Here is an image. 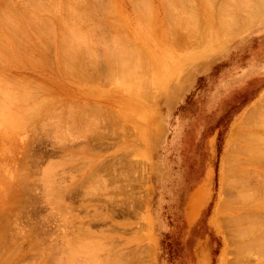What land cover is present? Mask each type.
<instances>
[{"label": "rangeland", "instance_id": "rangeland-1", "mask_svg": "<svg viewBox=\"0 0 264 264\" xmlns=\"http://www.w3.org/2000/svg\"><path fill=\"white\" fill-rule=\"evenodd\" d=\"M132 1L0 0V264L264 263V249L260 248L264 240L256 235L263 236L262 230L257 232L264 230V166L258 167L256 154L248 153L257 162L254 167V160L242 156L239 147L247 148L243 135L249 137L254 132L262 145L263 152L258 153L264 158V124H260L264 119V0H248L263 9L257 15L252 12L254 16L247 14L249 5L235 8V0H209L208 4L206 0H181L187 8L181 9L184 13H180L177 0L173 4V0ZM166 3L169 6L165 7ZM226 6L237 9L227 11L236 18L233 21L225 23L227 15L220 20L227 32L220 29L218 16ZM183 15L190 19L185 24L180 21H185ZM191 26L193 30H189ZM115 54L112 57L119 63L110 59ZM30 90L31 97L26 93ZM18 97L26 101L21 103ZM35 105H40V110L34 113L31 108ZM27 107H31L28 113ZM89 132L104 135L97 143L102 148L82 146L85 138L92 136ZM228 152L229 158L247 159L245 162L253 165L251 168L242 161L246 170L233 163L245 169L240 172L251 171L253 176L244 173L250 184L237 189L249 194L244 198L248 201L237 199V192L231 194L229 185L222 182ZM260 155L256 157L260 159ZM255 169L260 178L253 174ZM48 170H52L50 177L56 178L50 183L54 189L64 182L66 186L61 188L73 189V193L64 197L54 194V199L48 188ZM18 173L23 178L17 182ZM44 192L53 198L44 199ZM250 194L258 198L250 199ZM57 200L62 208L56 210ZM252 206L257 208L255 215L248 214L240 227L250 232L251 240H260H252V248L250 243L246 245L248 251L261 245L251 253L242 247L245 253H241L239 242L246 237H238L234 232L238 229L230 221L236 218V208L250 212ZM254 216L263 223L256 224ZM258 224L263 228H257ZM81 227L90 231L83 232ZM62 245L66 248L61 251Z\"/></svg>", "mask_w": 264, "mask_h": 264}, {"label": "bare ground", "instance_id": "bare-ground-1", "mask_svg": "<svg viewBox=\"0 0 264 264\" xmlns=\"http://www.w3.org/2000/svg\"><path fill=\"white\" fill-rule=\"evenodd\" d=\"M41 1H43V0H40V2H41ZM44 1H45V0H44ZM46 1H47V0H46ZM60 1H62V0H60ZM76 1H77V0H76ZM93 1H94V0H93ZM131 1H132V0H131ZM134 1H135V0H134ZM139 1H141V2L144 3L145 0H144V1L139 0ZM180 1H181V0H177V1L175 2V1L173 0V1L171 2V4H173L174 2H175V3L178 2V5L181 6L180 9H179V6H178L179 11H180L181 9H183V10L185 9V10H186L187 8H186L185 6L183 7V5H182V2H183V1L185 2V0H183L181 3H179ZM202 1H205V0H202ZM235 1H236V0H235ZM235 1H234V4L232 3L233 6H234L235 8H236V7H237V8H238V7H241V5H242V7L245 9V6H244V5H249V6L247 7V11H248L247 14H248L249 12H251V15H252L253 13H255V15H257L258 13L256 14V12H260V10H262V12H263V9H262V8H261V9H257V8H256L257 5H254V6H253V3H249L248 0H247V1H244V0H241V1H240V0H239V2L237 1L240 5H237V3L235 4ZM40 2H39V3H40ZM69 2H70V1H69ZM85 2H86V1H85ZM132 2H133V1H132ZM136 2H137V1H136ZM136 2H135V3H136ZM162 2H163V0H162ZM166 2H167V1H166ZM208 2H210V1H209V0H206L205 4H208ZM242 2H244V4H243ZM245 2H246V3H245ZM251 2H252V0H251ZM259 2H260V1H259ZM51 3H52V2H51ZM56 3H57V0H56ZM63 3H64V1H63ZM169 3H170V1H169ZM241 3H242V4H241ZM32 4H33V2H32ZM35 4H36V3H35ZM35 4H34V5H35ZM40 4H41V3H40ZM45 4H46V3H45ZM58 4H59V3H58ZM89 4H90V3H89ZM89 4H88V5H89ZM136 4L139 5V3H136ZM144 4H145V3H144ZM144 4H143V5H144ZM184 4H185V3H184ZM209 4H211V3H209ZM97 5L100 6L99 4H96V6H97ZM103 5H104V4H103ZM103 5H102V6H103ZM132 5H133V4H132ZM161 5H162V4H161ZM165 5H166L165 7H167L168 3H166ZM229 5H230V4H229ZM229 5H228V6H229ZM236 5H237V6H236ZM37 6H38V5H37ZM102 6H101V7H102ZM108 6H109V5H108ZM108 6H106V7H108ZM145 6H146V5H145ZM168 6H169V5H168ZM39 7H40V6H39ZM47 7H48V5H47ZM55 7H56V6H55ZM60 7H62V6H59V8H60ZM140 7H142V5H141ZM171 7H173V5H171ZM182 7H183V8H182ZM205 7H206V6H205ZM210 7H211V6H210ZM234 7H230V8H232L233 10H237V9H234ZM242 7H241V8H242ZM52 8H53V7H52ZM99 8H100V7H99ZM174 8H175V7H174ZM176 8H177V7H176ZM176 8H175V9H176ZM207 8H208V6H207ZM230 8L226 6V7H223V9H220V12H219V13L217 12V13H218V16L220 17V18H219V24H220V26H223V27H220V29H221V28H222V29L224 28L223 31H225V32H227L228 29L226 28L227 26H224V22H225V23H227V21H228V22H231V21H233L232 18H234V17H231V15H229L230 13L227 14V11H229ZM248 8H249V10H248ZM45 9H46V8H45ZM48 9H49V8H48ZM62 9H63V8H62ZM108 9H109V8L106 9L107 12H109ZM136 9H137V8H136ZM138 9H139V8H138ZM144 9H145V7H144ZM149 9H150V8H149ZM168 9H169V7H168ZM60 10H61V9H60ZM82 10H84V9L82 8ZM85 10H86V9H85ZM106 10H105V11H106ZM110 10H111V9H110ZM140 10H142V9H140ZM165 10H166V9H165ZM171 10H172V9H171ZM183 10H181L182 12L180 11V13H184ZM191 10H192V9H191ZM209 10H210V8H209ZM35 11H36V9H35ZM99 11H100V10H99ZM102 11H103V10H102ZM137 11H138V10H137ZM177 11H178V10H177ZM179 11H178V12H179ZM188 11H189V9H188ZM254 11H255V12H254ZM45 12H46V11H45ZM81 12H82V11H81ZM85 12H86V11H85ZM107 12H106V13H107ZM138 12H139V11H138ZM171 12H173V10H172ZM191 12H192V11H191ZM195 12H196V11H195ZM244 12L246 13V10H244ZM252 12H253V13H252ZM39 13H40V12H39ZM46 13H47V12H46ZM50 13H51V12H50ZM52 13H53V11H52ZM71 13H72V12H71ZM79 13H80V12H79ZM79 13H78V14H79ZM95 13H97V12L95 11ZM139 13H140V12H139ZM164 13H165V12H164ZM166 13H168V12H166ZM166 13H165V14H166ZM175 13H176V12H175ZM175 13H174V14H175ZM220 13H221V14H220ZM236 13H239V12H236ZM240 13H241V12H240ZM240 13H239V14H240ZM66 14H67V13H66ZM100 14H101V12H100ZM170 14H171V13H170ZM176 14H177V13H176ZM178 14H179V13H178ZM190 14H191V13H190ZM52 15H53V14H52ZM70 15H73V14H70ZM75 15H76V14H75ZM142 15H143V14H142ZM145 15H146V14H145ZM179 15H181V14H179ZM179 15H178V16H179ZM186 15H187V11H186ZM191 15H192V14H191ZM191 15H190V17H191ZM226 15L228 16L227 18L225 17ZM242 15H243V14H242ZM32 16H33V15H31V17H32ZM50 16H51V15H50ZM76 16H77V15H76ZM104 16H105V15H104ZM108 16H109V15H108ZM137 16H138V15H137ZM165 16H167V15H165ZM176 16H177V15H176ZM222 16H224L227 20H225V18L222 17ZM229 16H230L231 18H230ZM244 16H246V15H244ZM253 16H254V14H253ZM22 17H23V16H22ZM22 17H21V18H22ZM77 17H78V16H77ZM77 17H76V19H77ZM88 17H89V16H88ZM143 17H144V16H143ZM168 17H170V16H168ZM179 17H180V16H179ZM179 17H178V18H179ZM181 17H182V16H181ZM193 17H195V16H193ZM248 17H249V15H248ZM257 17H258V16H257ZM35 18H36V17H35ZM53 18H54V17H53ZM72 18H74V17H72ZM95 18H96V17H94V19H95ZM183 18H185L184 15H183L182 19H183ZM186 18H187V19H186ZM186 18H185V21H184V19H183V20H180V18H179V20H180V21H183L184 24H185L187 20H190V19H188V17H186ZM222 18H224V19H223L224 22H220V20L222 21ZM237 18H238V17H237ZM250 18H251V16H250ZM38 19H39V18H38ZM47 19H48V18H47ZM47 19H46V20H47ZM80 19H81V17H80ZM82 19H83V18H82ZM85 19H86V18H85ZM146 19H147V18H145V20H146ZM150 19H151V18H150ZM166 19H167V18H166ZM168 19H169V18H168ZM170 19H172V18H170ZM191 19H192V18H191ZM229 19H231V20H229ZM234 19H236V18H234ZM32 20H33V17H32ZM35 20H36V19H35ZM62 20H63V19H62ZM66 20H68V19L66 18ZM69 20H70V19H69ZM244 20H245V19H244ZM248 20H249V18H248ZM41 21H42V20H41ZM49 21H50V20H49ZM74 21H75V20H74ZM81 21H82V20H81ZM83 21H84V20H83ZM83 21H82V24H83ZM148 21H149V20H148ZM27 22H28V21H27ZM64 22H65V21H64ZM90 22H91V21H90ZM146 22H147V21H146ZM173 22H174V21H173ZM175 22H176V20H175ZM175 22H174V24H175ZM39 23H40V22H39ZM42 23H43V22H42ZM50 23H51V22H50ZM61 23H63V22H61ZM98 23H99V22H98ZM144 23H145V21H144ZM181 23H182V22H181ZM221 23H223V24H221ZM232 23H233V22H232ZM232 23H231V24H232ZM242 23H243V22H242ZM7 24H9V23H7ZM65 24H67V23H65ZM68 24H69V23H68ZM75 24H77V23H75ZM171 24H172V23H171ZM187 24H188V23H187ZM187 24H186V28L189 27ZM229 24H230V23H229ZM231 24H230V25H231ZM233 24H234V23H233ZM235 24H236V23H235ZM235 24H234V26H235ZM243 24H244V23H243ZM147 25L149 26V23H148ZM175 25H176V24H175ZM177 25H178V24H177ZM191 25H192V23H191ZM195 25H196V24H195ZM195 25H193L194 28H195ZM236 25H237V24H236ZM14 26H15V25H14ZM44 26H45V25H44ZM73 26H74V25H73ZM178 26H179V25H178ZM178 26H177V27H178ZM234 26H233V27H234ZM41 27H42V24H41ZM45 27H46V26H45ZM51 27H52V26H51ZM74 27H75V26H74ZM74 27H73V28H74ZM77 27H78V26H77ZM77 27H76V28H77ZM172 27H174V25H173ZM180 27H181V28H180ZM180 27H178V28H180V30H181L183 26H180ZM7 28H8V27H7ZM12 28H13V27H12ZM62 28H63V26H62ZM65 28H66V27H65ZM71 28H72V27H71ZM78 28H80V27H78ZM78 28H77V29H78ZM87 28H88V27H87ZM229 28H230V27H229ZM58 29H59V28H58ZM63 29H64V28H63ZM74 29H75V28H74ZM111 29H112V28H111ZM225 29H226L227 31H226ZM5 30H6V29H5ZM40 30H41V29H40ZM68 30H69V29H68ZM70 30H71V29H70ZM78 30H79V29H78ZM146 30H147V29H146ZM185 30H186V29L184 28V32L188 31V30H186V31H185ZM189 30H193V29H192V26H191V28H190ZM46 31H47V30H46ZM46 31H45V32H46ZM58 31H60V30H58ZM64 31H65V30H64ZM182 31H183V30H182ZM29 32H30V31H29ZM165 32H166V31H165ZM60 33H63V32L60 31ZM88 33H89V32H88ZM232 33H233V31H232ZM65 34H66V33H65ZM91 34H92V33H91ZM7 35H8V34H7ZM9 35H10V34H9ZM33 35H34V34H33ZM189 35H190V34H189ZM13 36H15V35L13 34ZM63 36H64V35H63ZM102 36H103V35H102ZM7 37H8V36H7ZM65 37H66V36H65ZM166 37H167V35H166ZM20 38H21V37H20ZM61 38H62V37H61ZM74 38H75V37H74ZM109 38H110V37H109ZM111 38H112V37H111ZM18 39H19V38H18ZM24 39H25V37H24ZM63 39H64V38H63ZM69 39H70V38H69ZM94 39H95V38H94ZM99 39H100V38H99ZM101 39H103V38H101ZM70 40H71V39H70ZM75 41H76V40H75ZM99 41H101V40H99ZM18 42H19V41H18ZM65 42H67V41H65ZM71 42H72V41H71ZM95 42H96V41H95ZM67 43H68V42H67ZM77 43H78V42H77ZM92 43H93V42H92ZM96 43H97V42H96ZM63 44H64V43H63ZM78 44H79V43H78ZM113 44H114V43H113ZM171 44H172V43H171ZM76 45H77V44H76ZM76 45H75V46H76ZM60 46H61V45H60ZM69 46H70V44H69ZM41 47H42V46H41ZM71 47H72V46H71ZM77 47H78V46H77ZM90 47H91V46H90ZM127 47H128V45H127ZM59 48H61V47H59ZM66 48H67V47H66ZM68 48H69V47H68ZM68 48H67V49H68ZM75 48H76V47H75ZM75 48H73V49H75ZM73 49H72V50H73ZM90 49H91V48H90ZM133 49H134V47H133ZM81 50L84 51V49H81ZM87 50H88V49H87ZM64 51H65V50H64ZM66 51H67V50H66ZM132 51H133V50H132ZM17 52H18V51H17ZM133 52H134V51H133ZM136 52H138V51H136ZM95 53H96V52H95ZM107 53H108V52H107ZM110 53H111V52H110ZM121 53H122V52H121ZM134 53H135V52H134ZM64 54H65V53H64ZM75 54H76V53H74V57H75ZM79 54H80V53H79ZM85 54H86V53H85ZM116 54H117V53H116ZM116 54H115V55H111V58H110V59L114 60L112 56H116ZM118 54L121 55L120 53H118ZM82 55H83V54H82ZM124 55H125V54H124ZM124 55H123L122 57L126 58V56H124ZM126 55H127V54H126ZM80 56H81V55H80ZM94 56H95V55H94ZM108 56H109V54H108ZM127 56H128V55H127ZM143 56H144V55H142V58H143ZM70 57H71V56H70ZM144 57H145V56H144ZM81 58H82V57H81ZM87 58H88V57H87ZM116 58H117V57H116ZM119 58H120V57H119ZM60 59H61V58H60ZM88 59H89V58H88ZM106 59H107V58H106ZM122 59H123V58H122ZM145 59H146V58H145ZM103 60H104V59H103ZM115 60H116V62L119 61V60L117 61V59H115ZM115 60H114V61H115ZM124 60L126 61V59H124ZM124 60H121V61H124ZM71 61H72V60H71ZM107 61H108V60H107ZM127 61H128V60H127ZM127 61H126V62H127ZM64 62H65V61H64ZM74 62H75V61H74ZM93 62H94V61H93ZM108 62H109V61H108ZM110 62H111V61H110ZM116 62H115V63H116ZM146 62H147V61H146ZM102 63H103V62H102ZM111 63H113V62H111ZM111 63H110V64H111ZM118 63H119V62H118ZM103 64H104V63H103ZM110 64H109V65H110ZM113 64H114V63H113ZM116 64H117V63H116ZM126 64H127V63H125V66H126ZM105 65H106V64H105ZM111 65H112V64H111ZM121 66H122V65H121ZM123 66H124V65H123ZM88 67H89V66H88ZM116 67H117V66H116ZM79 68H80V67H79ZM120 68H121V67H120ZM120 68H119V69H120ZM122 68H123V67H122ZM141 68H142V67H141ZM143 68H145V67H143ZM65 70H66V69H65ZM120 70H121V69H120ZM124 70H125V69H124ZM124 70H123V71H124ZM132 70H133V69H132ZM117 71H118V70H117ZM2 72H3V71H2ZM125 72H126V71H125ZM102 75H103V74H102ZM112 75H113V74H112ZM120 75H121L120 77L123 76L122 74H120ZM116 76H117V75H116ZM105 77H106V75H105ZM132 78H133V77H132ZM134 78H135V77H134ZM140 78H141V77H140ZM128 79H129V78H127V80H128ZM137 79H138V78H137ZM18 80H19V79H18ZM139 80H140V79H138V81H139ZM142 80H143V79H142ZM136 81H137V80H136ZM144 81H145V80H144ZM2 82H3V81H2ZM3 84H5V83H3ZM127 84H128V82H127ZM20 86H21V85H20ZM136 86H137V85H136ZM137 88H138V87H137ZM139 88H142V87L139 86ZM7 89H8V87H7ZM7 89H6V91H7ZM25 89H26V88H25ZM25 89H24V90H25ZM2 90H3V89H2ZM4 90H5V89H4ZM4 90H3V91H4ZM9 90H10V89H9ZM27 90H29V89L27 88ZM140 90H141V89H140ZM25 91H26V90H25ZM34 91H35V90H34ZM34 91H33V92H34ZM134 91H135V90H134ZM0 92H1V89H0ZM4 92H5V91H4ZM11 92H12V91H11ZM28 92L30 93L31 90H30V91H27L26 93H28ZM18 93H19V92H18ZM29 93H28L27 95H30ZM0 94H2V92H1ZM21 94H22V93H20V95H21ZM32 94H33V93H32ZM25 95H26V94H25ZM25 95H24V93H23L22 96L24 97ZM27 95H26V96H27ZM26 96H25V97H26ZM33 96H34V94H33ZM28 97H29V96H28ZM30 97H31V95H30ZM30 97H29V98H30ZM34 97H35V96H34ZM34 97H32V99H33ZM9 98H11V96H10ZM18 98H19V97H18ZM18 98H17V101H18V100L20 101V99H21V103H23L24 101H26L25 98H23V102H22V97L19 98V99H18ZM30 99H31V98H30ZM9 100H10V99H9ZM27 101H28V98H27ZM37 102H38V101H37ZM37 102H35V104H36ZM25 103H26V102H25ZM38 103H40V102H38ZM38 103H37V104H38ZM58 105H59V104H58ZM37 106L40 107V105H37ZM37 106H36V105L34 106L35 109H33L34 107H33V108L29 107V110H28V107L25 108V109L27 110V113H28L31 109H32L31 111H33V112L35 113L36 111H34V110H36V109H37V110H40ZM42 106H43V105H42ZM30 108H31V109H30ZM67 108H69V107H67ZM100 108H101V107H100ZM76 109H78V108H76ZM89 109L92 110L93 108H88V111H89ZM94 109L96 110V108H94ZM94 109L92 110V112L94 111ZM58 110H60V109H58ZM70 110H71V109H70ZM255 110H256V109H255ZM257 110H258V109H257ZM259 110L261 111L262 109L259 108ZM66 111H69V110L67 109ZM97 111H98V109H97L96 111H94V112H97ZM69 112H70V111H69ZM31 113H32V112H30L29 115H32ZM45 113H46V112H45ZM50 113H51V112H50ZM48 114H49V113H48ZM48 114H47V116H48ZM29 115L27 114V117H30L29 119L31 120L33 117H31V116H29ZM49 115H50V114H49ZM51 115H52V114H51ZM68 115H70V114L68 113ZM259 115H260V114H259ZM32 116H33V115H32ZM34 116H39V115H34ZM59 116L61 117L60 114H59ZM73 116H74V115H73ZM91 116H92V115H91ZM260 116H261V115H260ZM263 116H264V115H263ZM48 117H49V116H48ZM71 117H72V116H71ZM81 117H82V116H81ZM49 118H50V117H49ZM77 118H78V117H77ZM261 118H262V117H261ZM52 119H53V121H54V117H53V116L50 118V121H51ZM68 119H69V118H68ZM70 119H72V118H70ZM248 119H249V118H248ZM252 119H253V118H252ZM257 119H259V118H257ZM45 120H46V119H45ZM45 120H44V121H45ZM47 120H48V119H47ZM59 120H60V119H59ZM97 120H98V119H97ZM263 120H264V119H263ZM263 120L260 119V121H262V122H260V124H264V121H263ZM48 121H49V120H48ZM60 121L62 122V120H60ZM95 121H96V120H95ZM41 122H43V121H41ZM56 122H57V120H55V123H56ZM65 122H66V121H65ZM248 122H249V121H248ZM250 122H251V121H250ZM250 122H249V123H250ZM51 123H52V122H51ZM22 124H24V123H22ZM22 124H20V125L18 124V125H19V128H20V126H21V127L23 126ZM91 124H92V123H91ZM252 124H253V123H252ZM92 125H93V124H92ZM258 125H259V123H258ZM10 126H11V125H10ZM50 126L52 127V125H49V127H48L49 129H50ZM81 126H82V125H81ZM88 126H89V124H88ZM94 126H95V125H94ZM261 126H262V125H261ZM17 127H18V126H17ZM71 127H72V126H71ZM14 128H15V127H14ZM19 128H18V129H19ZM235 128H237V127H235ZM52 129H54V128L52 127L51 130H52ZM55 129H56V128H55ZM90 129H92V128H90ZM93 129H94V128H93ZM101 129H102V128H101ZM252 129H253V128H252ZM255 129H256V128H255ZM21 130H22V129H21ZM21 130H20V131H21ZM87 130H89V128H87ZM87 130H85L86 132L83 131V133L85 132V133L87 134ZM95 130H96V129H95ZM113 130H114V129H113ZM245 130H246V129H245ZM253 130H254V129H253ZM257 130H258V129H257ZM52 131H53V130H52ZM81 131H82V130H81ZM93 131H94V130H93ZM261 131H262V130H261ZM77 132H78V131H77ZM98 132H99V131H98ZM104 132H105V131H104ZM236 132H237V131L235 130V134H236L235 137L238 136V133H236ZM248 132H249V130H248ZM256 132H257V131H256ZM55 133H56V130H55ZM66 133H67V132H66ZM80 133H81V132H80ZM83 133H82V134H83ZM89 133H90V132H89ZM89 133H88V134H89ZM94 133H95V131H94ZM111 133H112V132H111ZM124 133H125V132H124ZM233 133H234V130H233V132H232V135H233ZM243 133H244V130H243ZM63 134H64V133H63ZM90 134L92 135V136H90V138L87 137L88 135H84V136L87 137V138L84 137L86 141L84 142L85 145H82V146H83L84 148H86V149H90V150H91V149H94L95 147H98V145L100 144L99 141L104 140V139H103V138H104V135H103V134H100V135H99V133L93 135L92 132H91ZM90 134H89V135H90ZM114 134H115V133H114ZM244 134H245V135H243V137L245 136L244 138L246 139V141H245V139H242V141H243V140L245 141V143H244V141H243L242 143H244V145H245L246 147H247V146H248V147H247V148H243V147L241 148L242 145L239 146L240 149H242V150H240V153L242 154V156L245 155V157L248 158V157H250V155H248V153H252V154L254 153V154H256L257 156H259L260 153H258V152H259V151L263 152L262 149L260 148V146H262V145H261V144L259 145V143H260V142H259L260 139H259L258 137L256 138V136H255V137L253 136V134H255L254 132H253V134H249V135H251V136H249V137H247L248 135H246V133H244ZM52 135H53V133H52ZM258 135H259V134H258ZM54 136H55V135H54ZM64 136H65V135H64ZM76 136H77V134H76ZM111 136H112V135H111ZM262 136H263V135H262ZM233 137H234V135H233ZM263 137H264V136H263ZM52 138H53V137H52ZM111 138H112V137H111ZM108 139H110V138H108ZM258 139H259V140H258ZM92 140H96V142L93 143L94 145L91 143ZM68 141H69V140H68ZM256 141H257V144L259 145V148H258V149L256 148V145H257V144H256ZM60 142H61V140H60ZM247 142H248V143H247ZM27 143H28V142H27ZM97 143H99V144H97ZM232 143H233V142H232ZM30 144H31V143H30ZM59 144H60V143H59ZM101 144H102V143H101ZM57 145H58V143H57ZM244 145H243V146H244ZM80 146H81V145H80ZM101 146H102V145H101ZM101 146L99 145V147H101ZM63 147H64V146H63ZM63 147L60 148V151H63V150H64ZM239 147H237V149H238ZM84 148H83V149H84ZM101 148H102V147H101ZM66 149H67V148H66ZM80 149H81V148H80ZM86 149H84V150H86ZM245 149H246V151H245ZM260 149H261V150H260ZM57 150H59V147L57 148ZM243 150H244V151H243ZM256 150H258V151H256ZM80 151H81V150H80ZM94 152H95V151H94ZM97 152H98V151H96V154H97ZM256 152H257V153H256ZM78 153H79V151H78ZM237 153H238V152H237ZM89 154H90V153H89ZM93 154H94V153H93ZM93 154H92V155H93ZM99 154H100V153H99ZM254 154H253V155H254ZM94 155H95V154H94ZM225 155L227 156V158H229V156H228V155H229V152H228V154H225ZM237 155H238V154H237ZM253 155H252V156H253ZM256 155H255L254 158H255L257 161H260V162L263 161V162L261 163V164H263L262 166H260V165H261L260 162H259L260 165H259V164H256V165H257L258 167H263V166H264V160H262L263 157L260 155L262 158L260 157V159H259V157L257 158ZM226 156L224 157V160H223V161H225ZM92 157H93V156H92ZM245 157H243V158H245ZM63 158H65V157H63ZM80 158H81V157H80ZM227 158H226V161L228 162V163H226L227 165H225L224 162H223V167H222L223 169H222V177H221V179H222V182H223L226 186L229 185V187L231 188L230 191H231V194H232L233 190L237 192V191L239 190V188H243L244 186L250 184V181L247 180L248 177H247L245 174H247V173H249V172H251V171H249V172H248V171L240 172L239 170H241V171H242V170H245V169L248 170V169H247L248 167H247L246 165H248L249 167H251V166L254 165V167H256L255 164H254V162H256V160H254L253 157H252V158L250 157L251 159L254 160V161H253V165H252L251 162H249V164H247V163L245 162L247 159H246L245 161H243V160H241V159H238L237 157H235V158H237V159H235L233 156H232V157L230 156L229 159H227ZM231 158H232V159L234 158L233 161H234V160H238L239 162H238V161H234V162H233V161H231ZM250 158H249V159H250ZM67 159H72V158H71V157H70V158L67 157ZM251 159H250V160H251ZM263 159H264V158H263ZM63 160H64V159H63ZM81 160H82V159H81ZM250 160H249V161H250ZM261 160H262V161H261ZM49 161H50V160H48V162H49ZM242 161H243L244 163H246V165L243 164ZM65 162H67V161H65ZM72 162H73V161H72ZM240 162H241V163H240ZM247 162H248V161H247ZM99 163H100V162H99ZM233 163H234L235 165L237 164V165H239V166L242 164L241 166H245V169L239 168V167H237V166H236V167H237V168H236V167L234 166ZM256 163H257V162H256ZM90 164H91V163H90ZM90 164H89V165H90ZM250 164H251V166H250ZM224 166H225V167H224ZM227 166H228V167H227ZM241 166H240V167H241ZM78 167H79V166H78ZM85 167H86V166H85ZM234 167H235L236 169H235ZM43 168H44V167H43ZM72 168H73V167H72ZM74 168H75V167H74ZM82 168H84V166H83ZM238 168H239V169H238ZM251 168H252V167H251ZM70 169H71V168H70ZM78 169H79V168H78ZM84 169H85V168H84ZM84 169H83V170H84ZM256 169H257V168H256ZM256 169H255V171L253 170V172H254L253 174H254V175L257 173V172H256ZM258 169H259V168H258ZM42 170H43V169H42ZM46 170H47V169H46ZM16 171H17V170H16ZM40 171H41V170H40ZM48 171H49V172H48V175L46 176V178H48V183H49L48 188L50 189L49 192L52 194V196L55 194V195H56V196L54 195L55 197H57V196H58V197H64V196H69V195H71V194L73 193V189H69V188L67 189V188H65V187H64V188H63V187L61 188V185H64V184H63L64 182H62L60 186H57V187H56V188H58V190H57V189H54L53 184L51 185L50 183H53L52 181L54 180L55 177H53V176L50 177L51 175H50L49 173L52 172V170H48ZM234 171H235V172H234ZM259 171H260V170H259ZM8 172H9V171H8ZM41 172H42V171H41ZM54 172H55V171H54ZM80 172H82V171L80 170ZM246 172H247V173H246ZM42 173H44V170H43ZM46 173H47V172H46ZM46 173H45V174H46ZM89 173H90L91 175H88V176H89V177L92 176L93 173H92V172H89ZM244 173H245V174H244ZM21 174H22V173H21ZM51 174H52V173H51ZM79 174H80V173H79ZM79 174H78V175H79ZM237 174H238V175H237ZM23 175H24V174H23ZM40 175H41V173H40ZM58 175H59V174H58ZM68 175H69V174H68ZM85 175H86V174H85ZM99 175H100V174H99ZM106 175H107V174H106ZM236 175H237V176H236ZM249 175H251V174L249 173ZM19 176H20V174L18 173L17 182L19 181V180H18V179L20 178ZM61 176H62V175H61ZM251 176H252V175H251ZM251 176H249V178H250ZM255 176H256V175H255ZM257 176L259 177L260 175H257ZM257 176H256V178H257ZM24 177H25V176H24ZM27 177H28V176H27ZM35 177H37V176H34L33 178H35ZM68 177H69V176H68ZM92 177H93V176H92ZM252 177H253V176H252ZM252 177L250 178L251 180H252ZM12 178H13V177H12ZM22 178H23V177H22V175H21L20 181H21ZM73 178H74V177H73ZM90 178H91V177H90ZM95 178H96V177H95ZM256 178H255V179H256ZM259 178H260V177H259ZM13 179H14V178H13ZM36 179H37V178H36ZM39 179H40V178H39ZM42 179H43V178H42ZM97 179H98V178H97ZM103 179H104L105 181H103V180H102V181H103L104 184H105L106 179H105V178H103ZM253 179H254V178H253ZM5 180H6V179H5ZM25 180L27 181L28 179L25 178ZM25 180H22V181H25ZM40 180H41V179H40ZM46 180H47V179H46ZM55 180H56V178H55ZM55 180H54V182H55ZM59 180H60V179H58L57 182H59ZM63 180H64V179H63ZM92 180H94V177L92 178ZM256 180H257V179H256ZM13 181H14V180H13ZM26 181H25V182H26ZM79 181H80V180H79ZM79 181H78V182H79ZM82 181H83V180H82ZM40 182H41V181H40ZM42 182H45V181H42ZM42 182H41V184H44V183H42ZM70 182H71V181H70ZM78 182H76V183H78ZM98 182H99V181H98ZM222 182H221V183H222ZM248 182H249V183H248ZM26 183H27V182H26ZM45 183H46V182H45ZM68 183H69V182H68ZM80 183H81V181L79 182V184H80ZM84 183H85V182H84ZM7 184L9 185V182H8ZM14 184H15V183H14ZM46 184H47V183H46ZM54 184H55V183H54ZM71 184H72V183H71ZM99 184H100V183H99ZM99 184H98V185H99ZM44 185H45V184H44ZM47 185H48V184H47ZM50 185H51V186H50ZM75 185H76V184H75ZM101 185H102V183H101ZM255 185H256V184H255ZM5 186H6V185H4V187H5ZM45 186H46V185H45ZM54 186H55V185H54ZM64 186H66V185H64ZM72 186H73V185H72ZM82 186H83V185H82ZM96 186H97V185H96ZM102 186H103V185H102ZM104 186H105V185H104ZM108 186H109V185H108ZM108 186L105 187V188H108ZM7 187H8V186H7ZM9 187H10V186H9ZM9 187H8V188H9ZM42 187H43V186H42ZM50 187H51V188H50ZM74 187H75V186H74ZM74 187H73V188H74ZM79 187H80V189H81V186H79ZM98 187H99V186H98ZM98 187H97V188H98ZM232 187H233V189H232ZM259 187H260V186H259ZM10 188H11V187H10ZM46 188H47V187H46ZM70 188H71V187H70ZM230 188H229V189H230ZM263 188H264V186H263ZM2 189H3V188H2ZM2 189H1V190H2ZM5 189L7 190V188H5ZM5 189H4V190H5ZM51 189L53 190V193H52V190H51ZM60 189H61V191H60ZM62 189H66V190H65V191H62ZM223 189H224V190H223ZM223 189H221V190L227 192V189H225V187H223ZM229 189H228V190H229ZM237 189H238V190H237ZM56 190H57V191H56ZM43 191H44V189H43ZM46 191H48V190H46ZM78 191H79V188H78ZM81 191H82V190H81ZM88 191H89V190H88ZM125 191H126V190H125ZM230 191H229V192H230ZM241 191H243V190H241ZM253 191H254V190H253ZM253 191H252V192H253ZM75 192H77V191H75ZM258 192H259V191H257V193H258ZM50 193H49V196H50ZM80 193H81V192H80ZM124 193H125V192H124ZM222 193H224V192H222ZM233 193H235V192H233ZM240 193H242V195H240ZM240 193L237 192V193L234 194V195L237 194L236 196H240V197H237V199L240 198V199H243V201H248V200H246V199H244V198H246V195L249 196V194H248L247 192H246V193H247L246 195L243 194V192H240ZM244 193H245V192H244ZM259 193H260V192H259ZM43 194H44L43 196H45V192H44ZM126 194H128V193L126 192ZM129 194H130V193H129ZM224 194H227V193H224ZM224 194H223V195H224ZM238 194H239V195H238ZM252 194H253V193H252ZM254 194H255V196H256V193H254ZM254 194H253V195H254ZM261 194H264V193L261 192ZM80 195H81V194H80ZM84 195H85V193H84ZM234 195H233V196H234ZM40 196H41V194H40ZM46 196L48 197V200H49L48 193H47ZM46 196H45L44 199H46ZM54 196H53V197H54ZM137 196H138V195H137ZM227 196H228V195H227ZM236 196H235L234 198H236ZM241 196H242V197L244 196V197L242 198ZM250 196H252V195L250 194ZM24 197H25V196H24ZM53 197L50 196V198H53ZM55 197H54V199H55ZM86 197H87V196H86ZM88 197H89V196H88ZM124 197H125V196H124ZM141 197H142V196H141ZM84 198H85V197H84ZM84 198H83V199H84ZM125 198H126V197H125ZM137 198H138V197H136V199H137ZM247 198H249V197H247ZM256 198H258V197L253 198V196H252L250 199H256ZM41 199H42V198H41ZM80 199H81V198H80ZM85 199H86V198H85ZM126 199H127V198H126ZM134 199H135V198H134ZM140 199H141V198H139V200H140ZM143 199H144V198H143ZM222 199H223V198H222ZM61 200H63V199H60V201H61ZM235 200H236V199H235ZM257 200H258V199H257ZM45 201H46V200H45ZM49 201H50V200H49ZM60 201H59V200L55 201V202H56V205H58V206H56V210H57V208H58V209H61V208H62L61 206H59V205H61L62 203L58 204ZM130 201H131V198H130ZM144 201H146V200H144ZM253 201L255 202V200H253ZM51 202H53V201H51ZM55 202H54V205H55ZM57 202H58V203H57ZM127 202H128V201H127ZM133 202H134V201H133ZM133 202H132V203H133ZM221 203H223V202L221 201L220 204H221ZM242 203H243V202H242ZM257 203H258V201H257ZM69 204H70V203H69ZM142 204H143V203H142ZM244 204H245V203H244ZM246 205H247V204H246ZM258 205H259V204H258ZM70 206H71V204H70ZM230 206H231V205H230ZM236 206H237V204H236ZM242 206H243V205H242ZM255 206H256V205H255ZM59 207H61V208H59ZM227 207H229V206H227ZM227 207H226V210H227ZM252 207H253V209H252ZM252 207H251L250 212H247V211H248L247 209L244 210V208H242V209L244 210V214H243V215H242L241 212H240V211H242V209H240V210H239V209L236 210L237 208H236V209L234 208L235 210H234L233 212L236 213V214H235V215H236V216H235L236 218L233 217L234 220L232 219L231 221H230V219H229V221H230V223H231L230 225H231V226L233 225L235 228L238 229V231H234V232H236V234L238 233V234H237L238 237H240L241 235H243V236H242L243 238L246 237V238L242 239V240L239 242V244H240V246H241V247H240V246H239V247H240L241 249H242V247H243V249H244V248L246 249V248H248V246H250L249 248H252L253 245L255 246V244H254L255 242H259V241H260V240H257V238H256V240H255V237H253L254 239L252 238V240L255 241V242H253V241L250 239V238H251V237H250L251 234H249V235L247 236V234L250 233V232H248L247 229H243V228L240 227L241 224L244 222L245 217H247L248 214H253V215H255V213H256V211H257V210H256L257 208H255L254 206H252ZM221 208H222V207H221ZM223 208H224V207H223ZM246 208H247V207H246ZM228 209H229V208H228ZM56 210H55V211H56ZM3 211H4V210H3ZM58 211H59V210H58ZM52 212H53V211H52ZM242 212H243V211H242ZM61 213H62V212H61ZM66 213H67V212H65V214H66ZM68 213H69V212H68ZM50 214H51V213H50ZM53 214H54V213H53ZM53 214H51V215H53ZM58 214H59V212H58ZM98 214H99V213H98ZM59 215H60V214H59ZM63 215H64V214H63ZM67 215H69V214H67ZM67 215H66V217H67ZM121 215H122V214H121ZM237 215H238V216H237ZM260 215H262V214H260ZM17 216H18V215H17ZM60 216H62V215H60ZM60 216H58V217H60ZM100 216H101V215H100ZM126 216H127V215H126ZM0 217H1V216H0ZM40 217H41V216H40ZM44 217H45V216H44ZM58 217H57V218H58ZM110 217H112V215H111ZM231 217H232V216H231ZM254 217H255V216H254ZM63 218H64V217H63ZM75 218H76V217H75ZM105 218H106V217H105ZM249 218H250V219H249ZM249 218H246V219H247V220H248V219L251 220V217H249ZM7 219H8V218H7ZM50 219H51V218H50ZM68 219H69V216H68ZM255 219H256V217H255ZM260 219H261V218H260ZM14 220H15V219H14ZM94 220H96V219H94ZM106 220H107V218H106ZM256 220H257V222H255L256 224H257V223L261 224V222L263 221V219H262V221L260 220L261 222H259L258 219H256ZM64 221L67 222V218H66ZM64 221H63V223H64ZM98 221H99V220H98ZM91 222H92V221H91ZM94 222H96V221H94ZM99 222L102 223V220L99 221ZM99 222H98V223H99ZM1 223H2V222H1ZM4 223H5V222H4ZM228 223H229V222H228ZM228 223H227V224H228ZM255 223H252V224L254 225ZM262 223H263V222H262ZM66 224H68V222H67ZM81 224H82V223H81ZM256 224H255V225H256ZM259 224H258V227L256 226L257 228H261L262 225H259ZM79 225H80V222H79ZM228 225H229V224H228ZM253 225H252V226H253ZM39 227H40V226H39ZM83 227H84V226H83ZM86 227H87V226H86ZM88 227H89V226H88ZM88 227H87V228H88ZM253 227H254V226H253ZM2 228H3V227H2ZM79 228H80V226H79ZM79 228H77V229H79ZM81 228H82V227H81ZM87 228H84V230H83V228H82V231L85 232V229H86V231H90V228H89V229H87ZM99 228H100V227H99ZM262 228H263V226H262ZM64 229H65V228H64ZM96 229H97V228H96ZM79 230H80V229H79ZM79 230H78V231H79ZM255 230H256V229H255ZM257 230H258V229H257ZM260 230H262L261 233L263 234V236L260 234V232H259ZM16 231H17V230H16ZM16 231H15V232H16ZM82 231H81V233H82ZM0 232H1V231H0ZM72 232H73V231H72ZM17 233H18V232H17ZM73 233H74V232H73ZM77 233H78V232H77ZM86 233H87V232H86ZM99 233L101 234V232H99ZM257 233H259L260 235H258V234H256V235L259 236L260 239H263V240H264V238H263V237H264V230H263V229H259ZM0 234H1V233H0ZM63 234H64V233H63ZM84 234H85V233H84ZM87 234H88V233H87ZM232 234H233V233H232ZM254 234H255V232H254ZM90 235H91V234H90ZM97 235H98V234H97ZM97 235H96V236H97ZM244 235H246V236H244ZM252 235H253V234H252ZM86 236H87V235H86ZM242 237H241V238H242ZM52 238H53V237H52ZM70 238H71V237H70ZM98 238H99V237H98ZM108 238H109V237H108ZM104 239H106V238H104ZM239 239H240V238H239ZM239 239H238V240H239ZM62 240H63V239H62ZM75 240H76V239H75ZM75 240L73 239V242H74ZM80 240H81V239H80ZM83 240H84V239H83ZM92 240H93V239H92ZM94 240H95V241H98V240H96V239H94ZM101 240H102V239H101ZM99 241H100V240H99ZM99 241H98V242H99ZM70 242H71V241H70ZM80 243H81V242H80ZM82 243H83V242H82ZM93 243H94V241H93ZM95 243H96V242H95ZM249 243H250V244L252 243L253 245H252V244H251V245H248ZM53 244H54V242H53ZM84 244H85V243H83V245H84ZM109 244H110V243H109ZM109 244H108V245H109ZM56 245H57V244H56ZM56 245H55V246H56ZM63 245H64V244H63ZM63 245H62V246H63ZM69 245H70V244H69ZM79 245H80V244H79ZM83 245H82V246H83ZM85 245H87V244H85ZM97 245H98V244H97ZM244 245H245V247H244ZM246 245H248V246H246ZM260 245H261V244H259V245L256 246L255 248H258L257 250H259ZM65 246H67V245L65 244ZM73 246H74V245H73ZM76 246H78V245H76ZM87 247H88V246H87ZM94 247H96V246H94ZM107 247H110V245L107 246ZM239 247L237 246L238 249H239ZM263 247H264V244L261 245L260 248L264 249ZM61 248H62V249H60V250L62 251V250H64V248H66V247L63 246V247H61ZM69 248H70V246H69ZM71 248H72V245H71ZM77 248H79V247H77ZM99 248H101V247H99ZM127 248H128V247H127ZM142 248H143V247H142ZM144 248H145V247H144ZM237 248H236V249H237ZM255 248H253V250H254ZM74 249H75V248H74ZM79 249H80V248H79ZM81 249H83V248H81ZM91 249H92V248H91ZM97 249H98V247H97ZM243 249L241 250V251H242L241 253H245L246 251H247L248 253L253 252V250H250V251H251V252H250V251H248V249H246V250L244 249V250H245V252H244ZM57 250H58V249H57ZM60 250H59V251H60ZM65 250H66V249H65ZM72 250H73V248H72ZM84 250H85V248H84ZM104 250H105V248H104ZM132 250H133V249H132ZM139 250H140V249H139ZM30 251H31V250H30ZM55 251H56V250H55ZM59 251H58V252H59ZM78 251H79V250H78ZM88 251H89V249H88ZM95 251H96V250H95ZM99 251H100V249H99ZM101 251H102V250H101ZM106 251H107V250H106ZM124 251H125V250H124ZM124 251H123V252H124ZM145 251H148V250L145 248ZM255 251H256V249H255ZM69 252H70V251H69ZM86 252H87V248H86ZM90 252H91V251H90ZM93 252H94V251H93ZM93 252L91 253V255H93V257H94L95 255H94ZM148 252H149V251H148ZM260 252L262 253L263 251H260ZM0 253H1V252H0ZM87 253H88V252H87ZM87 253H86V254H87ZM261 253H258V254L260 255ZM60 254H61V252H60ZM62 254H63V253H62ZM70 254H74V253H70ZM83 254H84V253H83ZM95 254H96V252H95ZM122 254H123V253H122ZM122 254H121V256H122ZM246 254H247V253H246ZM246 254H245V255H246ZM65 255H66V254H65ZM76 255H77V254H76ZM88 255H89V254H88ZM91 255H90V256H91ZM111 255H112V254H111ZM124 255H125V253H124ZM243 255H244V254H243ZM245 255H244V256H245ZM250 255H251V254H250ZM255 255H256V254H255ZM261 255H262V254H261ZM105 256H106V253H105ZM132 256H133V255H132ZM138 256H139V254H138ZM241 256H242V255H241ZM12 257H13V256H12ZM91 257H92V256H91ZM93 257H92V258H93ZM113 257H114V256H113ZM119 257H120V256H118V258H119ZM124 257H126V256H124ZM136 257H137V255H136ZM139 257H141V256H139ZM146 257H147V256H146ZM245 257H247V255H246ZM42 258H43V257H42ZM70 258H72V257H70ZM70 258H69V259H70ZM74 258H75V257H74ZM77 258H79V256H78ZM95 258H96V257H95ZM98 258H99V257H98ZM239 258H240V257H239ZM31 259H32V258H31ZM44 259H45V258H44ZM53 259H54V258H53ZM96 259H97V258H96ZM106 259H107V258H106ZM112 259H113V258H112ZM120 259H121V258H120ZM123 259H124V258H123ZM127 259H128V258H127ZM132 259H133V258H132ZM134 259H135V258H134ZM252 259H253V258H252ZM261 259H262V258H261ZM2 260H3V259H2ZM38 260H39V259H38ZM72 260H73V259H72ZM75 260H76V259H75ZM99 260H100V259H99ZM125 260H126V259H125ZM137 260H138V258H137ZM137 260H136V261H137ZM139 260H140V258H139ZM139 260H138V261H139ZM235 260H236V259H235ZM238 260H239V259H238ZM30 261H31V260H30ZM51 261H52V258H51ZM80 261H81V260H80ZM107 261H108V259H107ZM112 261H113V260H112ZM141 261H142V260H141ZM148 261H149V260H148ZM33 262H34V261H33ZM56 262H57V261H56ZM56 262H55V263H56ZM73 262H74V261H73ZM97 262H99V261H97ZM115 262H117V261H115ZM119 262H120V260H119ZM125 262H126V261H124L123 263H125ZM146 262H147V260H146ZM256 262H257V260H256ZM35 263H36V262H35ZM59 263H60V262H59ZM77 263H78V262H77ZM99 263H100V262H99ZM99 263H98V264H99ZM101 263H104V262H101ZM123 263H122V261H121L120 264H123ZM127 263H128V262H127ZM28 264H29V263H28ZM31 264H32V263H31ZM60 264H61V263H60ZM117 264H118V263H117ZM237 264H238V263H237ZM263 264H264V263H263Z\"/></svg>", "mask_w": 264, "mask_h": 264}]
</instances>
